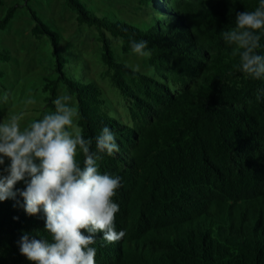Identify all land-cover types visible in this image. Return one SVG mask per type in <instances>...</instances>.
<instances>
[{"label": "trees", "instance_id": "1", "mask_svg": "<svg viewBox=\"0 0 264 264\" xmlns=\"http://www.w3.org/2000/svg\"><path fill=\"white\" fill-rule=\"evenodd\" d=\"M22 1L0 32L25 5L58 75L42 86L52 113L17 142L36 185L0 180V264H264V0H139L138 23L64 0L98 32L130 122L94 80L67 75L59 36ZM106 33L157 76L118 59ZM59 83L76 100L75 150L59 137Z\"/></svg>", "mask_w": 264, "mask_h": 264}, {"label": "rangeland", "instance_id": "2", "mask_svg": "<svg viewBox=\"0 0 264 264\" xmlns=\"http://www.w3.org/2000/svg\"><path fill=\"white\" fill-rule=\"evenodd\" d=\"M97 13L112 11L120 18L138 23L148 19V12L139 0H81ZM0 17L7 8L22 0H3ZM37 16L59 36L57 50L66 58L64 70L77 79L86 78L99 84L106 96L110 111L124 122H130L126 102L110 82L107 68L101 61V45L94 27L78 25L74 10L64 0H28ZM32 20L25 5L19 6L7 27L0 32L1 48L10 58L0 63V180L32 187L36 184L23 177L18 159L17 142L34 132L52 111L47 108L42 86L46 79L56 78V58L49 36L36 37L32 33ZM118 59L152 76L146 53L122 52L120 39L106 33ZM56 108L68 124L60 130L61 143L75 150L76 100L62 83L58 84Z\"/></svg>", "mask_w": 264, "mask_h": 264}]
</instances>
